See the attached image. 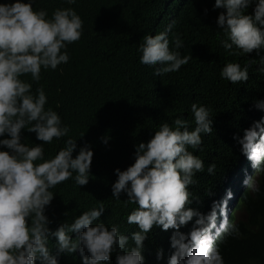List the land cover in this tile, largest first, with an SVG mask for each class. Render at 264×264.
<instances>
[{"label": "clouds", "instance_id": "1", "mask_svg": "<svg viewBox=\"0 0 264 264\" xmlns=\"http://www.w3.org/2000/svg\"><path fill=\"white\" fill-rule=\"evenodd\" d=\"M63 2L74 5L77 0ZM33 4L34 0L0 2V264H36L37 260L39 264H59L58 257L63 260L60 253L77 250L81 264H107L113 254L115 264H144V241L154 226L173 229L165 249V253L173 250L167 264H225L220 244L228 237L242 235L235 222L243 219L245 209L235 208L240 199L237 191L261 192L264 94L254 108L242 114V125L235 131L243 133L234 139L246 156L239 158L245 177L238 179L236 186L225 183L210 201L213 204L208 212L191 206L195 197L189 186L196 183L197 173L205 172V164L189 149L202 151V136L213 131V115L206 105L193 102L189 112L194 127L180 115L171 123L164 120L148 141L134 146V162L114 170L112 197L119 201L123 192L125 204L135 205L126 217L137 229L131 236L122 233L120 225L100 219L105 211L103 203L52 229L53 220L46 213L55 196L52 189L70 178L79 187L86 185L93 149L85 143L73 155L78 145L77 138L69 135V125L51 106L45 107L48 96L44 87L40 85L33 92L32 83L23 77L30 76L38 83L41 69L56 70L67 63V46L80 39L83 21L72 7H56L49 16L47 9L34 8ZM212 7L223 9L216 19L224 34L222 47L235 56L255 50L259 62L256 71L264 75V0H215ZM175 23L172 20L162 31L144 35L137 48L139 62L153 66L155 76L177 72L188 63L189 56L180 52L184 46L180 33L172 32ZM219 75L232 84L244 83L249 79V65L226 60ZM25 130L35 133L41 143H25ZM62 137H67L63 146L46 158L44 144ZM108 139L105 136L103 142L107 144ZM215 168L213 161L206 171L211 175ZM241 209L243 215L237 219ZM68 214L66 211L65 217ZM190 221L191 230L180 231ZM51 237L56 238L55 253L49 245ZM163 253L162 248L157 250V260Z\"/></svg>", "mask_w": 264, "mask_h": 264}, {"label": "trees", "instance_id": "2", "mask_svg": "<svg viewBox=\"0 0 264 264\" xmlns=\"http://www.w3.org/2000/svg\"><path fill=\"white\" fill-rule=\"evenodd\" d=\"M214 3L215 0H77L68 5L63 0H34L33 7L47 9L49 16L56 7H72L83 21L80 39L67 46V63L56 70L41 69L38 83L32 82L30 76L23 77L32 83L33 92L40 85L44 87L48 96L45 107L51 106L69 125V135L77 138L78 145L73 155L85 143L93 149L91 176L86 185L79 187L70 178L52 189L55 196L46 210L53 220L52 229L64 220L71 223L83 210L103 203L105 211L100 219L120 225V231L131 236L137 229L127 223L126 217L135 205L125 204L127 196L123 192L119 201L112 197L114 170L133 163L134 146L148 141L164 120L171 123L180 115L194 127L189 112L193 102L211 110L213 131L202 136V151L189 149L205 164V172L197 173L196 183L189 186L195 197L191 206L208 212L213 204L210 201L225 183L236 186L238 179H244L239 158L246 156L237 149L236 143L241 146L234 136H243L235 132L242 125V114L254 108L264 94V75L256 71L259 62L255 50L235 56L222 47L224 34L216 19L223 9H213ZM172 20L176 21L172 32H179L184 42L181 55L189 56V60L177 72L155 76L153 66L139 62L137 48L144 35L162 31ZM226 60L249 65V79L238 84L222 79L219 72ZM105 136L109 137L107 144L103 142ZM24 137L25 143H41L35 133L25 130ZM65 139L54 138L51 144H44L45 157L54 155ZM213 161L216 168L210 175L206 169ZM259 183L258 194L237 191L240 199L235 208L245 209L243 219L235 222L242 235L228 237L220 244L225 264H264V178ZM191 227L190 221L180 231L187 233ZM172 232L171 228L153 227L144 241V264H167L173 250L165 253V249ZM76 235L73 233V238ZM55 239L51 237L49 242L53 253ZM160 248L164 250L163 258L157 260ZM60 254L63 260L58 257L59 264H81L79 250ZM107 264H115V254Z\"/></svg>", "mask_w": 264, "mask_h": 264}, {"label": "rangeland", "instance_id": "3", "mask_svg": "<svg viewBox=\"0 0 264 264\" xmlns=\"http://www.w3.org/2000/svg\"><path fill=\"white\" fill-rule=\"evenodd\" d=\"M243 209L237 212V219L240 218L243 215Z\"/></svg>", "mask_w": 264, "mask_h": 264}]
</instances>
